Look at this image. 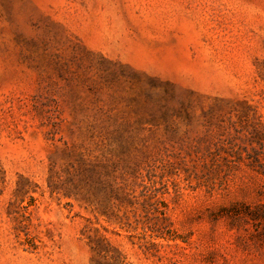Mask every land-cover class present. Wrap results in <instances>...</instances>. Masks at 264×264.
Listing matches in <instances>:
<instances>
[{
  "label": "rangeland",
  "instance_id": "rangeland-1",
  "mask_svg": "<svg viewBox=\"0 0 264 264\" xmlns=\"http://www.w3.org/2000/svg\"><path fill=\"white\" fill-rule=\"evenodd\" d=\"M0 264H264V0H0Z\"/></svg>",
  "mask_w": 264,
  "mask_h": 264
}]
</instances>
